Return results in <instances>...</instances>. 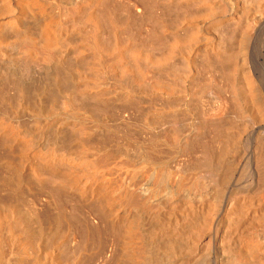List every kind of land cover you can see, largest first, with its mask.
<instances>
[{
    "label": "bare ground",
    "instance_id": "obj_1",
    "mask_svg": "<svg viewBox=\"0 0 264 264\" xmlns=\"http://www.w3.org/2000/svg\"><path fill=\"white\" fill-rule=\"evenodd\" d=\"M116 1L0 0V264H264V0Z\"/></svg>",
    "mask_w": 264,
    "mask_h": 264
},
{
    "label": "rangeland",
    "instance_id": "obj_2",
    "mask_svg": "<svg viewBox=\"0 0 264 264\" xmlns=\"http://www.w3.org/2000/svg\"><path fill=\"white\" fill-rule=\"evenodd\" d=\"M126 1H127L128 3H127ZM126 1H125V0H119V1H116V2L119 3V4H118V3H116V4H118L119 7H120V8H119V7L116 5V6H117L116 8L118 9V11L121 9L120 11H121L122 13L125 12L124 15L127 14L126 17L129 16V14H130V16H129L130 18L133 17L132 25H131V22H130V21L132 20V18H131V20H129L130 18L127 19V20H129V21H127L129 25H125V26L127 27L126 30H127L128 32L124 29V31H123L124 33H122V34H123L122 37L124 36L123 38H126L125 35L128 36V37H129V35H131L130 37H133V36H135V35H134L135 32H136V35H137V33L140 32V31H141V33L147 31V32H145V33L148 34V30H147V28L149 27L148 24H150V22H148V21H149V17H148V15H145V16L143 15L142 17H141V16H133V15H135V14H134V8H133V10H131L132 8L130 7L131 4H132V6H135V4H137V3H135V2L140 3V6L143 7V4H141V3H143V1H142V0H139V1H138V0H136V1H135V0H131V1H130V0H129V1L126 0ZM132 1H134V2H132ZM156 2L159 3V1H157V0H153V1H152V4L155 6V7L152 6V7L154 8V9L152 8V10H153V12H154V10H156L155 12H156V13H159V14H156L155 12H154V13H155L158 17H159V15H160V17L162 18L161 13H160V12L163 11V10H162V6H160V5H159L158 3H156ZM129 3H130V4H129ZM133 3H135V4L133 5ZM124 4H125V5H124ZM127 4H128V6H127ZM121 5H122L123 7H122ZM137 5H139V4H137ZM124 7H125V8L127 7V8H126L127 10H126ZM157 7H159V8H157ZM130 8H131V9H130ZM157 9H158V11H157ZM129 11H130L131 13H130ZM132 13H133V14H132ZM122 15H123V14H122ZM146 16H147V17H146ZM134 17H135V18H138V19H135ZM139 17H140L141 19H140ZM158 17H156V18H158ZM145 18H146L147 21H145ZM173 19H174V20H173ZM173 19L170 20V21H172V20H173V21H172L171 25L169 24V26H170V28H171L172 30H175V29H174L175 26L172 25V24H173V23H174V24L176 23V22H174V21H176V19H175V17H174ZM137 20H138V21H137ZM142 20H143V22H142ZM140 21H141V22H140ZM144 21H145L146 23H145ZM170 21H169V23H170ZM125 22H126V21H125ZM127 22H126V23H127ZM135 22H136V23H135ZM137 22H138V24L142 23V25H141V24L138 25ZM147 22H148V23H147ZM134 23H135V24H134ZM144 23H145V25H143ZM155 23H157V22H155ZM155 23H154V25H155ZM176 24L178 25V23H176ZM176 24H175V25H176ZM130 25H131L130 29H132V30H131V34H129V32H130L129 26H130ZM135 25H136V26H135ZM147 25H148V26H147ZM150 25H151V24H150ZM132 26H133V27H132ZM137 26H138V27L141 26L143 29H141V27L138 28ZM151 26L153 27V25H151ZM156 26H157V25H155L154 27H156ZM134 27H137V28H136L137 30H136ZM128 29H129V30H128ZM140 29H141V30H140ZM138 30H139V31H138ZM125 32H126V33H125ZM133 33H134V34H133ZM145 33H143L142 35L145 36ZM147 34H146V36H147ZM132 35H133V36H132ZM138 35H139V34H138ZM128 37H127V38H128ZM130 37H129V38H130ZM138 38L140 39V37H138ZM45 106L48 107L47 104H46ZM3 169L5 170V173H6V171H8V170L5 169V168H3ZM3 169H2V170H3ZM2 170L0 169V177H1V178H2V177H3V178H6L8 175H7L6 177H4V176H5V173H4V172H1ZM4 170H3V171H4ZM3 174H4V176H2ZM7 174H9V173L7 172ZM36 185H37V183H36V184L34 183L33 186H32L30 189H29V188H26V191H25V189H22L21 192H20L19 194H16V195H14V196H9V197L13 198L14 200H12L11 198H9V197L7 196V193H6V195L4 196V193H5L6 191H4L3 188H2V189L0 188V197H1V198H0V199H1L0 202H1L2 204H3V202L7 199V197H8L9 199H8V201H5V202L10 203L11 201H12V202L14 201L13 204H12L13 206H14L15 204H17V203L20 204V205L17 204L19 207H18L17 205H16L15 207H17L16 209H18V210H19V208H21L22 210H21V209H20V210H21L22 212H24V214H23L22 212L19 211V212L21 213V216H22L23 218H24V215H25V218H24L23 220L21 219V223H22L23 221H24L23 223H25V221H26V222L28 221L29 223L31 222V224L36 225V224H37V223H35L36 221L41 222L40 219H41L42 215H39L40 210H38V211H39V212H38L37 209H40V204H39V203L41 202L40 200H42V199L44 198V196H45V197L48 196V191L46 190L45 187H44V189H43V186H42V188H41V187L39 186L40 184H39L37 187H36ZM0 186H1V185H0ZM1 187H2V186H1ZM27 189H28V192L31 190V192L28 193L29 195H26V193H27ZM2 190H3V191H2ZM22 191H23V192H22ZM41 191H42L43 194L41 193ZM44 191H45V192H44ZM46 191H47V192H46ZM3 192H4V193H3ZM33 192H34V193H33ZM36 192H37L38 194H36ZM30 193H31V194H30ZM21 194H23V195H21ZM44 194H45V195H44ZM46 194H47V195H46ZM19 195H21V196H19ZM30 195H31V198H30ZM34 195H35L36 198L33 197ZM37 195H38V196H37ZM39 195H40V196H39ZM43 195H44V196H43ZM6 196H7V197H6ZM26 196H27V197H26ZM2 197H3V198H2ZM37 198H38V199H37ZM44 199H47V198H44ZM38 201H39V203H38ZM5 202H4V203H5ZM1 203H0V205H1ZM36 203H37V204H36ZM10 204H11V203H10ZM26 204H27V206H26ZM34 204H36L37 207H38V204H39V208H37ZM30 205H31V206H30ZM25 206H26V207H25ZM32 206H35V207H32ZM29 207H30V208H29ZM25 208H26V209H25ZM34 208H37V209H34ZM28 209H29V210H28ZM26 210H27V212H26ZM35 210L37 211V213H36ZM30 211L32 212L33 215H32L31 213H29ZM36 214H37L38 216H37ZM40 214H43V215H44V213H42V212H41ZM31 215H32V216H31ZM34 216H35V217L37 216L38 219H39V218H40V219H39V220L36 219V221H35V217H34ZM40 216H41V217H40ZM30 217H31V218H30ZM37 217H36V218H37ZM29 219H30V220H29ZM33 219H34V220H33ZM28 222H27V223H28ZM32 222H33V223H32ZM39 222H38V224H39ZM27 223H26V224H27ZM26 224H25V225H26ZM38 224H37V225H38ZM37 225H36V226H37Z\"/></svg>",
    "mask_w": 264,
    "mask_h": 264
}]
</instances>
